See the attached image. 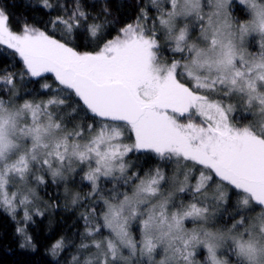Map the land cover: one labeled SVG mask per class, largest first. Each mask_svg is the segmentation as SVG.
<instances>
[{"label":"snow or ice","instance_id":"obj_1","mask_svg":"<svg viewBox=\"0 0 264 264\" xmlns=\"http://www.w3.org/2000/svg\"><path fill=\"white\" fill-rule=\"evenodd\" d=\"M31 6L60 11L16 31L0 8L22 65L0 74V208L27 224L63 185L86 205L70 264H264V0H140L119 29L107 5Z\"/></svg>","mask_w":264,"mask_h":264},{"label":"trees","instance_id":"obj_2","mask_svg":"<svg viewBox=\"0 0 264 264\" xmlns=\"http://www.w3.org/2000/svg\"><path fill=\"white\" fill-rule=\"evenodd\" d=\"M39 2L40 0H0V8H4L11 14L13 18L11 24L16 31H19L17 21L23 20H27L30 24L42 28L60 10H45L41 7L31 6L39 4ZM50 2L54 5L67 4L69 9L72 7V0H50ZM139 2L140 0H96V4L93 7V0H82L85 11L92 15L100 14L101 19H105L102 9L107 5L109 15L106 19L112 22V27L115 29H119L125 23L132 22L135 19L139 11L137 7ZM49 11H51V14H49ZM238 14L241 15L240 12L236 13V15ZM2 51L3 48L0 47V52ZM11 59L6 53L0 55V74H3L5 68L17 73L22 70V65L20 64L12 67ZM48 76L49 79L41 81V83H51V76ZM17 86L19 87V85ZM28 87L39 89L40 85L29 84ZM69 189L74 193H80L81 197L85 196L84 193L78 190L77 186L76 188L71 186ZM84 189L89 190L87 187H84ZM45 198L48 205L51 206V211L46 216L36 217L28 224V233L33 238V246L30 247H21L23 239L17 232V228L20 227L18 219L13 218L9 212L0 208V264H56L57 260H59V264H67L64 259L65 254L74 250L75 247L73 245L80 242L79 238L74 236V234L83 230V220L79 219V217L82 212L86 211V205L84 207L80 205L73 207L68 204L67 198H63L61 193L57 199L48 196H45ZM235 199L233 197L232 205L235 204ZM55 201L60 204L56 207V210L54 209ZM61 202L63 203L61 204ZM61 206H66V208L62 209ZM232 212H234V207L227 206V211L224 214ZM61 237L65 238L67 250L54 257L50 248Z\"/></svg>","mask_w":264,"mask_h":264},{"label":"rangeland","instance_id":"obj_3","mask_svg":"<svg viewBox=\"0 0 264 264\" xmlns=\"http://www.w3.org/2000/svg\"><path fill=\"white\" fill-rule=\"evenodd\" d=\"M239 15V14H238ZM47 75H50L51 76V74H47ZM46 99V98H45ZM75 187L76 188V186H77V188H78V190L80 191V192H82V193H84V195H86L87 194V192L89 191V190H85L84 189V187H81L79 184H70V185H68V187ZM59 190H60V192H59ZM70 190V189H69ZM86 191V192H85ZM60 193L62 194V197L63 198H67V202H68V204L69 205H72V203H71V195H67L66 196V194H65V189H64V186L63 185H61V186H59V187H57V186H54V185H49V186H47V187H43V186H41V187H38L37 189H36V196H37V199L34 201V206H33V208H32V213H33V215H32V221L37 217V218H40V217H42V216H46V214L47 213H49V211H51V206H49L48 205V203L46 202L47 201V199L45 198V196L47 197H52V198H58L59 196H60ZM70 193H74V192H72V191H70ZM66 202V201H65ZM66 202V203H67ZM63 202H61V204H62ZM65 204V203H64ZM60 204H59V202L58 201H55V206H54V209L56 210V207L57 206H59ZM67 206V205H66ZM66 206H61V208L62 209H65L66 208ZM73 207L74 206H76V205H72ZM227 207V206H226ZM36 208H39V210L41 211V212H43V215L41 216V215H35V210H36ZM12 216H13V214L12 213H10ZM15 218H17L18 219V221H19V223H20V227H26V231H27V233H28V230H27V227H28V224L30 223V222H28L27 224H24L23 223V208L22 207H18L17 208V212H16V214H15ZM228 218H229V214L228 213H225L224 214V219L227 221L228 220ZM82 232H83V230H82ZM28 235H29V233H28ZM23 239V238H22ZM79 244V243H78ZM78 244H76V245H78ZM60 253H62V252H60ZM59 253V254H60ZM73 254H77V252H76V247H75V249L74 250H72V251H70L69 253H66L65 254V256H64V259H65V261L67 262V264H70V262H71V257H72V255Z\"/></svg>","mask_w":264,"mask_h":264}]
</instances>
